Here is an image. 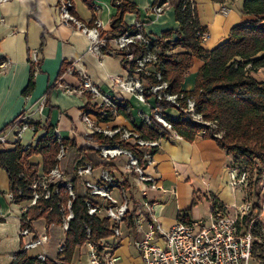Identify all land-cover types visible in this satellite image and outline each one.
I'll return each instance as SVG.
<instances>
[{"label":"crops","instance_id":"0c3cea01","mask_svg":"<svg viewBox=\"0 0 264 264\" xmlns=\"http://www.w3.org/2000/svg\"><path fill=\"white\" fill-rule=\"evenodd\" d=\"M137 7V12H126L124 22L128 26L140 22L145 32L161 38L163 33L173 31L167 41L179 39L180 23L176 19L175 7L170 0H164L163 12L153 14L151 8L156 0H127ZM197 11L199 23L209 32V39L203 43L211 50L226 41L233 27L242 24L250 16L242 13L244 0H192ZM94 9L83 0H74L75 16L82 23L91 27L93 20L100 22L102 34L112 38V20L118 8L113 0H92ZM223 6L229 11L221 12ZM109 45L116 50L111 39ZM176 52L181 49H176ZM32 64L38 65L35 75V87L30 95L23 94L30 76ZM200 59H195L194 66L187 73L182 90L192 91L196 78L203 66ZM63 69V74H60ZM65 70V71H64ZM260 73L264 71L261 68ZM82 73L102 90L129 102L131 119L120 114L110 121H101L104 128H125L136 130L145 122L139 113L152 114L150 106L146 109L135 108L133 95L117 86L114 76L126 78L128 71L123 57L116 52L91 51V40L76 26L61 20L59 0H9L0 3V132L11 124L22 112H26L40 127L36 132L27 130L23 134L21 145L33 144L35 147L40 137L45 135L43 127L48 123L55 128L61 139L75 140L78 148L86 147L90 137L82 121L94 102L90 95L66 93L57 86H77ZM51 88L48 94V90ZM152 101V100H151ZM152 103V102H151ZM165 115L178 119L179 112L174 108L164 110ZM160 147L154 154V164L147 166L146 172L158 177L159 188L149 190L145 197L150 202L152 216L156 217L165 230L171 229L179 220H208L215 207H227L240 203L244 198L242 189H233L229 185L228 169L234 164V156L222 149L216 140L201 135L192 141L176 138L170 132L160 139ZM13 144H0V150L12 149ZM68 157L61 166L66 170L74 147H68ZM125 157H119L110 163L111 171L120 180H127L123 173ZM29 163L38 169V176L44 172V158L34 154ZM100 168H95L94 180ZM131 178V177H128ZM128 181V180H127ZM11 181L7 171L0 168V264H11L14 255L23 249L26 242L44 235L48 241L28 251L30 256L40 253L46 255L53 264H91L90 247H76L71 259L65 261L60 247L66 244L67 231L64 225H48L45 219L33 220L30 234L21 236L24 209L32 207L31 201L17 202L10 198ZM113 195L120 201L118 190ZM136 206L141 202L136 194ZM136 208V207H135ZM133 219L136 210L133 209ZM122 237L117 250L121 264H144L135 241L142 238L148 230L147 224L139 229L135 224L130 227L128 221L122 224Z\"/></svg>","mask_w":264,"mask_h":264},{"label":"built area","instance_id":"2783aa9c","mask_svg":"<svg viewBox=\"0 0 264 264\" xmlns=\"http://www.w3.org/2000/svg\"><path fill=\"white\" fill-rule=\"evenodd\" d=\"M8 1L0 0V3ZM163 6V3L156 2L151 8L152 13H162ZM59 8L63 22L76 26L89 36L92 52L98 54L105 51L123 52L124 66L128 71L127 77L114 76L112 81L139 102L150 106L152 114L139 111L149 128L154 126L152 123V117H154L169 133L173 132L172 124L167 120L164 110L157 108V100L170 102L180 116L190 118L199 124L216 127V124L206 122L203 116L196 112L194 98H187V103L183 106L181 104V100L185 98L183 94L168 92L169 83L164 81L162 74L156 70L161 61L162 52L158 43L159 38L145 32L142 23L136 22L122 35L108 38L102 34L98 20H94L93 26L89 27L76 18L71 10L73 8L71 0H59ZM228 11L226 6L221 9L224 14ZM209 37L208 31L200 33V40L203 43ZM109 39L114 42L116 50L109 45ZM152 73L156 75L157 82L149 85L147 77ZM61 83L58 82L57 86L64 88L66 93L91 96L94 107L82 116L89 134L98 133L108 138L118 139L115 143L89 141L86 147L96 151L99 157L107 162L125 157L122 170L124 174L131 177H127L131 186L128 189L123 185L124 181H120L107 168L101 167L99 175L92 180L89 177L93 176L95 168L90 162L85 161L76 167L77 175L83 179L84 187L89 195L101 200L98 203L86 201L89 215L108 218L113 224L112 236L101 239L102 252H98L91 242L86 243L90 247L91 264H121V258L117 253L122 237L121 227L127 216L132 214L133 209L136 210L134 224L139 229L143 224L148 226L143 237L135 241V247L140 252L144 264H264V163L255 160L251 166H246L242 162H234L228 169L229 185L233 189H242L244 192V198L240 203L223 208L215 207L208 220L181 219L171 229L165 230L156 217L152 216L149 221L152 206L145 198L149 190L159 188L158 177L148 174L146 168L154 164V154L160 147L161 138H144L137 129L102 127L100 124L102 120L118 115L119 104L123 101L102 90L85 73H82L77 86H64ZM159 115L163 117V120L159 118ZM27 130L36 132L38 128L27 113L22 112L4 131L0 132V144L20 143ZM205 132L206 129L201 134ZM55 133L57 134L56 130ZM159 133L162 134V131L160 130ZM175 136L180 138L176 133ZM123 143L130 144L135 150L125 147ZM22 146L25 150L34 147L33 144ZM67 149L61 145L57 156L59 161L67 156ZM20 177L23 178L24 174ZM64 179L65 174L59 166L53 168L48 175L41 176L39 179L35 178L29 186L33 190L30 200L32 206L41 197L50 198L48 184ZM63 185L75 199L72 183H63ZM114 190H118L120 201L113 195ZM56 193L58 194L59 191L57 190ZM137 193L142 198L138 206H136V200L139 198L135 196ZM19 195H22L21 189H19ZM9 196L15 201L12 192ZM26 211L27 209H24V214ZM61 211L64 213V229L68 232L69 222L74 218L72 201H69L68 206L63 207ZM31 223L32 220L23 215L21 236L30 234ZM87 232L90 233L89 228ZM46 241H48L47 235L36 238L26 242L23 250L29 251ZM65 248V244L60 247L61 254ZM37 257L42 262L46 261V255L43 253L38 254Z\"/></svg>","mask_w":264,"mask_h":264},{"label":"trees","instance_id":"16d2710c","mask_svg":"<svg viewBox=\"0 0 264 264\" xmlns=\"http://www.w3.org/2000/svg\"><path fill=\"white\" fill-rule=\"evenodd\" d=\"M83 1L94 9L92 0ZM170 1L175 7L176 19L181 26L179 39L165 42V39L171 38L172 30L164 32L159 38L158 43L162 52L156 70L162 74L163 80L169 83L168 92L185 96L181 100L183 106L186 105L187 98H194L196 112L201 114L206 122L216 124L214 130L213 127L196 123L184 116L175 119L165 115L172 124L173 132L192 141L206 129L202 136L216 140L222 149L234 156V162H242L246 166H251L255 160L264 163V80H258L249 68L250 66L253 70L264 68V0H244L242 13L250 16V19L233 27L229 38L211 50L204 48L200 40V33L207 30L199 23L193 1ZM156 2L163 3L164 0H156ZM113 3L118 8L117 15L112 20L114 38L130 29V26L124 22V14L137 12V7L127 0H113ZM71 10L74 14V7ZM176 49L181 51L176 52ZM116 53L123 55L121 51ZM195 59H200L204 64L198 72L195 88L192 91H184L182 84L187 73L194 66ZM37 71L38 65L32 64L29 81L23 91L26 96L34 90ZM63 73L62 69L60 74ZM147 81L149 85L155 84L156 75L152 73L147 77ZM50 90L51 88L48 94ZM156 105L159 110L173 107L167 100H157ZM127 106L130 107L129 102L120 103L118 115L123 114L131 119ZM110 120L112 118L102 121ZM152 123L153 128H149L144 123L136 129L144 138L160 139L169 134L163 124L154 117ZM35 126L40 127L38 123H35ZM43 129L46 133L38 139L35 147L25 150L20 143H16L12 149L0 150V168L5 169L9 175L15 200L17 202L31 200L33 190L29 186L35 178H40L37 167L29 163L32 155L43 156L44 172L48 175L53 168L57 166L61 168L69 156L67 154L61 161L57 159L61 145L66 148L74 147L75 154L70 155L66 170H62L65 179L48 184L50 198L41 197L35 205L27 209L24 216L32 221L45 219L48 225H63L64 213L61 210L72 201L74 218L69 222L66 248L63 252L64 260L69 261L75 248L84 246L88 242H91L98 252H102L101 239L112 236L113 224L108 218L89 215L86 201L98 203L101 200L89 195L83 179L77 175L76 167L85 161L90 162L94 168L103 167L112 170L114 166L101 159L93 149L78 148L75 140L59 139L55 128L50 124L47 123ZM160 130L162 134L159 133ZM117 140L116 137L108 138L98 133L87 137V141L99 143H115ZM123 145L135 150L130 144L123 143ZM21 174H24L23 178L20 177ZM68 182L73 185L75 199L63 185ZM123 185L128 189L131 187L127 180ZM19 189L22 190L21 196ZM126 220L130 227L134 226L133 215H128ZM11 264H53V261L46 257V261L42 262L37 256H30L28 251L22 249L14 255Z\"/></svg>","mask_w":264,"mask_h":264},{"label":"rangeland","instance_id":"374dc122","mask_svg":"<svg viewBox=\"0 0 264 264\" xmlns=\"http://www.w3.org/2000/svg\"><path fill=\"white\" fill-rule=\"evenodd\" d=\"M250 68V70H252V74L258 79V80H264V71L262 72V73H260V69H258V70H253L252 69V67L250 66L249 67ZM135 108H138V107H140V109H146V111H147V105L146 104H144V103H142V102H139V101H135ZM136 105H139L138 107L136 106ZM214 127V126H213ZM214 130H215V127H214Z\"/></svg>","mask_w":264,"mask_h":264},{"label":"bare ground","instance_id":"6f19581e","mask_svg":"<svg viewBox=\"0 0 264 264\" xmlns=\"http://www.w3.org/2000/svg\"><path fill=\"white\" fill-rule=\"evenodd\" d=\"M159 118L163 120V117L159 115Z\"/></svg>","mask_w":264,"mask_h":264}]
</instances>
